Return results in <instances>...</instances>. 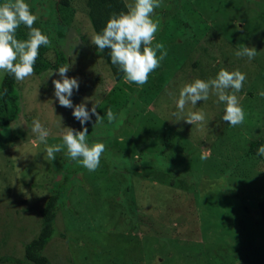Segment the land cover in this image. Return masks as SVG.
<instances>
[{
    "label": "rangeland",
    "instance_id": "374dc122",
    "mask_svg": "<svg viewBox=\"0 0 264 264\" xmlns=\"http://www.w3.org/2000/svg\"><path fill=\"white\" fill-rule=\"evenodd\" d=\"M26 2L41 30L48 26L44 6H56L66 27V75L79 80L71 99L75 105L92 98L86 106L94 104L102 123L92 116L86 138L103 142L105 151L95 171L63 147L50 160L31 132L33 119L49 130V145L61 142L65 126L81 125L53 95L55 72L18 81V117L0 128V258L24 260L25 245L41 227L40 210L56 194L54 234L42 252L52 264H264L258 208L264 161L245 158L250 141L264 144V0H160L152 43L162 42L167 55L143 85L111 77L91 43L87 0H68V7L62 0ZM176 7L164 22L163 14ZM21 32L27 39L28 29ZM242 44L256 49L251 60L234 54ZM49 57L56 59L54 50ZM221 68L245 73L242 93H236L243 123L221 120L224 105L211 89L206 101L176 108L185 83L214 78ZM108 108L117 117L112 123ZM193 111L205 119L185 122Z\"/></svg>",
    "mask_w": 264,
    "mask_h": 264
},
{
    "label": "clouds",
    "instance_id": "9594fccd",
    "mask_svg": "<svg viewBox=\"0 0 264 264\" xmlns=\"http://www.w3.org/2000/svg\"><path fill=\"white\" fill-rule=\"evenodd\" d=\"M160 6V0H133L127 11L111 13L104 27L91 37V43L96 49H109L108 57L110 63L116 67L118 72L123 73L127 82L143 85L148 80V74L159 67L160 62L167 55L164 44L160 41L152 43L154 34L158 31V20L153 19V11ZM38 19V13L31 11L26 0H3L0 2V75L7 73L16 80L22 81L33 73V65L41 45L50 43L47 34L34 22ZM23 24L28 29L27 39L16 38V29ZM159 53V54H157ZM237 57H247L251 60L255 54L254 47L242 46L234 53ZM70 65L63 64L48 71L47 77H52L55 72L59 79L53 78V95L60 106L70 108L71 115L79 122V130L65 126L66 129L60 143L49 145L47 137L49 130L37 119L31 123V132L36 134V140L44 144L45 152L50 160L55 158V153L61 148L66 149V155L88 171H95L100 164L101 154L105 151L103 142H91L87 140V122L92 116L96 117L95 124L102 123L101 116L96 113L94 104L89 108L87 101L91 97H84L82 102L73 104L71 99L74 90L79 89L77 77L66 75ZM245 73L239 69L227 70L221 68L214 78H195L190 83H185L179 91L176 100V108L184 110L186 103L196 105L197 101H206L210 89L216 94L217 101L224 105L221 120L231 126L243 123L245 112L240 106L238 93L245 81ZM264 96V90L259 92ZM108 123L116 120V114L111 108L106 113ZM175 115V113H173ZM205 119L202 111L189 112L184 121L193 122ZM255 154L264 157V144L256 148ZM201 159H205L201 155Z\"/></svg>",
    "mask_w": 264,
    "mask_h": 264
},
{
    "label": "trees",
    "instance_id": "16d2710c",
    "mask_svg": "<svg viewBox=\"0 0 264 264\" xmlns=\"http://www.w3.org/2000/svg\"><path fill=\"white\" fill-rule=\"evenodd\" d=\"M0 2H3V0H0ZM62 4H64L65 7L69 6L68 0H62ZM87 6L89 7V20L95 33L99 32L104 27L105 22L107 21L111 13L127 11L128 8L124 0H87ZM178 11L179 10L177 7L172 11H165L166 13L163 14L164 22L167 21L168 17L173 16V13H178ZM44 14H46L49 18L47 20L48 26L43 28L42 32L48 35L49 41L51 40L52 43H56V46H54L56 49L53 46H49V44L41 45L39 47L38 55L33 65V73L31 74L32 76H42L50 69H55L63 64H69V57L64 52L65 39H62L65 35L66 27L57 15L56 6H53L49 9L45 8L44 6L43 15ZM23 27L25 26L21 24L16 29V38L19 40L25 39L21 35V30ZM51 32L55 33L56 36L51 35ZM70 34L71 36L74 35L72 33ZM70 49L72 50V48ZM51 50L55 51V60H52V58L49 57V51ZM71 52L74 53L73 50ZM79 52L80 51L77 50V58H79ZM108 52L109 49L105 48L101 51V54L99 53V56L102 57L101 59H103L105 66H109L110 75L113 80L119 81L123 78V73L118 72L116 67L110 63ZM213 58L216 59L215 57ZM194 65H196V62L194 63ZM216 67L219 68V65H216ZM22 97L23 96L21 94V91L18 88V80L7 73L0 75V128L7 126L10 122L17 119ZM101 97L102 96H100V98ZM131 104H133V99L131 100ZM170 136L171 129L169 128L167 129L163 140V145L165 148H167L169 145ZM21 138L22 137H16L15 139ZM260 144H263L262 139L250 141L249 149L245 154V158L256 157L257 159L264 161V157H259L255 154L256 148ZM58 198L59 196L56 194L51 195L47 199L44 207L40 210L41 227L38 236L30 243L25 245L24 260L15 259L11 256H3L0 258V263L8 262L12 264H52L51 261L42 254V252L51 241L54 234L53 225L57 214ZM258 208L260 212V219L264 226V199H262L258 203Z\"/></svg>",
    "mask_w": 264,
    "mask_h": 264
}]
</instances>
